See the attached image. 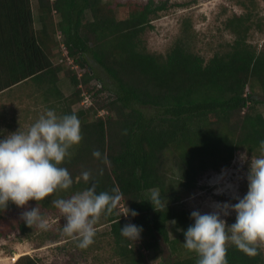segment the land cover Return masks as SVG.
Returning a JSON list of instances; mask_svg holds the SVG:
<instances>
[{"label": "trees", "instance_id": "obj_1", "mask_svg": "<svg viewBox=\"0 0 264 264\" xmlns=\"http://www.w3.org/2000/svg\"><path fill=\"white\" fill-rule=\"evenodd\" d=\"M34 1L38 28L32 0H0V93L11 97L16 88L32 87L31 95L37 94L33 97L41 99L45 110L54 109L57 115L75 113L83 138L60 165L73 178L71 188L42 201L30 200L22 207L9 202L0 209V238L11 234L29 240L36 237L35 248L47 239H63L68 242L65 246L73 247L71 241L76 239L73 244L78 249V235L62 234L61 227L58 231L29 227L22 213L37 206L44 218H55L60 211L53 200L67 199L95 183L97 193L115 190L121 194L119 201L138 213L125 218L117 203L111 214L102 213L94 225L95 234L99 227H107L101 235L109 238L106 243L115 257L112 261L147 264L140 247L154 252V259L163 252V243L168 254L159 264H197V254L183 244V230L193 221L182 199L195 189L203 173L229 166L236 152L242 150L254 158L262 154L264 43L258 49L248 41L252 11L235 13L226 20L225 27L234 38L206 60L192 47L189 16L182 19L180 35L165 53L150 51L142 38L161 13L186 2ZM56 31L64 36L60 45L67 57L83 68L80 76L71 69L66 71L75 89L69 98L63 97L57 85L64 65L55 64L52 58ZM93 79L97 82L87 91L92 98L106 93V102L100 107L108 109L105 116L95 118L88 108L71 109L80 99L78 84L88 85ZM5 114H1L4 124L10 126ZM94 150L102 158L94 157ZM171 153L176 167L165 169ZM83 171L91 173L87 183L81 178ZM152 190L160 193V205L152 206L146 200ZM171 220L179 229L173 238L167 225ZM234 222L235 217L227 224ZM128 223L142 227L139 244L121 235L120 228ZM91 246L100 247L95 236L81 252ZM227 260L228 264H264L263 246H258L257 255L249 256L229 245ZM13 264L41 263L39 258L23 254Z\"/></svg>", "mask_w": 264, "mask_h": 264}, {"label": "clouds", "instance_id": "obj_2", "mask_svg": "<svg viewBox=\"0 0 264 264\" xmlns=\"http://www.w3.org/2000/svg\"><path fill=\"white\" fill-rule=\"evenodd\" d=\"M82 138L80 120L75 113L57 115L54 109H47L26 131L17 130L0 139V209L9 202L17 207L26 206L30 200L42 201L57 191L70 189L73 178L60 165L71 157L70 150ZM260 151L262 154L250 161L246 153L240 154V160L248 162L247 191L242 198L234 204H217L213 212L190 213L193 223L183 230V244L197 254V264H228L229 245L255 256L258 246L264 244V140L260 141ZM92 154L102 158L99 150ZM81 178L87 183L91 173L83 171ZM120 199L121 194L115 190L97 193L96 184L92 183L67 199L53 200V204L65 220L63 232L78 235L79 247L87 248L94 242V225L100 215L111 214ZM146 200L152 206L160 205V193L153 191ZM230 211L235 213V222L228 225L221 216L229 215ZM123 214L138 215L127 207ZM21 218L29 227L36 225L45 231L50 227L37 206L24 211ZM120 231L135 242L143 229L128 223Z\"/></svg>", "mask_w": 264, "mask_h": 264}, {"label": "rangeland", "instance_id": "obj_3", "mask_svg": "<svg viewBox=\"0 0 264 264\" xmlns=\"http://www.w3.org/2000/svg\"><path fill=\"white\" fill-rule=\"evenodd\" d=\"M172 1L186 2L187 4L184 6H174L166 12L161 13L159 17L152 21L153 27L147 29L142 36L146 47L150 51L165 53L180 35L182 19L189 16L193 30L191 36L192 47L207 60L214 52L225 49L227 44L234 38V35L225 27L226 20L235 13H247L248 10L252 11L253 18V26L248 33V41L258 49L264 43V0ZM32 3L36 17L35 27L38 28L36 2L32 0ZM52 14L56 21L57 16L55 11ZM54 38L56 45L53 48V62L64 65V68L58 73L57 85L63 97L69 98L75 89L66 71L71 69L79 76L83 73V68L73 62L72 58L67 57L64 53L66 49L64 50L65 47H61L60 45L64 41L63 34L60 31H56ZM72 64H76L77 67L72 66ZM95 69L99 75L105 77L97 66H95ZM95 82L97 80L93 79L88 85L78 84L77 88L80 89V99L72 104V111L86 109L88 106V101L86 100L88 99H85L84 103L81 102L82 95L84 92L90 94L91 91L87 90ZM31 91H33L32 87L28 86L23 89L16 88L11 97H8L5 92L0 93V139L17 130L26 131L46 111L41 99L33 97L37 94L31 95ZM256 92L260 96V91L256 90ZM106 95V93H100L97 97L92 98L90 94L89 100L92 98V104L88 109H90V116L93 118L105 116L108 113L107 107H100L103 102H106ZM2 112L6 113L4 117L10 123V126L4 124ZM27 113L28 115H26ZM241 153L245 152L241 150L235 153L229 166L222 167L218 171L208 170L203 173L198 178L195 189L182 199L183 206L190 212L199 210L203 214L216 211L217 204H234L238 201V198H242L247 191L246 174L248 162L240 160ZM247 157L249 161L251 158H254V156L248 154ZM175 158V155L172 153L167 155V162L164 168H175L176 166L173 163ZM153 191L158 192L157 190H152L151 193ZM126 207L127 205L124 201L118 202V208L122 214L126 211ZM234 217L235 213L231 211L229 215L221 216L226 223ZM45 219L50 223L49 229L57 230L59 227L63 228L65 223L60 212L55 218L51 216ZM167 225L170 237H176L179 229L176 228L173 220L169 221ZM105 229L106 227H99L97 229L98 233L95 234L100 247L95 248L91 246L89 249H85L83 253L81 252L82 248L78 247L77 249L73 244L76 239L71 241L73 247L65 246L68 242L60 238L62 239L60 241L47 239L42 246L35 248L36 237L29 240L22 235L11 234L8 237L0 238V264H13L23 254L39 258L41 264H120L112 261L115 257H112L110 246H107L106 243L109 238L101 235V232L105 231ZM62 234L65 233L63 232ZM134 244L136 243L134 242ZM262 246L264 249V244ZM161 248L163 252L154 259L152 258L154 252L149 251L147 264H159L160 259L167 256L168 249L165 244L161 243ZM70 252L75 254L74 258L70 257ZM15 254H19V256L15 257ZM100 258L104 260H100Z\"/></svg>", "mask_w": 264, "mask_h": 264}, {"label": "built area", "instance_id": "obj_4", "mask_svg": "<svg viewBox=\"0 0 264 264\" xmlns=\"http://www.w3.org/2000/svg\"><path fill=\"white\" fill-rule=\"evenodd\" d=\"M61 47H64L63 44H61ZM64 50H65V48H64ZM64 53L67 54V51L65 50ZM72 66L77 67L76 64H72ZM74 67H73V68H74ZM80 75H81V74H80ZM80 75H79V76H80ZM80 84H81V83H80ZM89 98H90V94H87V93L84 92L83 95H82V100H81V102L84 103V102H85L84 100H85V99H88V100H86V101H88V104H87L88 106H87L86 108L90 107V105L92 104V103H91L92 98H91V100H89ZM124 217L127 218L128 216L124 214ZM135 242H136V244H139V243H140V240L138 239V240H136ZM140 250H141V252H143L145 255H147V258L149 257V250L145 249L144 247H140ZM148 259H149V258H148ZM13 261H15V260H13Z\"/></svg>", "mask_w": 264, "mask_h": 264}, {"label": "bare ground", "instance_id": "obj_5", "mask_svg": "<svg viewBox=\"0 0 264 264\" xmlns=\"http://www.w3.org/2000/svg\"><path fill=\"white\" fill-rule=\"evenodd\" d=\"M19 256V254H15V257H18Z\"/></svg>", "mask_w": 264, "mask_h": 264}, {"label": "crops", "instance_id": "obj_6", "mask_svg": "<svg viewBox=\"0 0 264 264\" xmlns=\"http://www.w3.org/2000/svg\"><path fill=\"white\" fill-rule=\"evenodd\" d=\"M106 229H107V227H106Z\"/></svg>", "mask_w": 264, "mask_h": 264}]
</instances>
